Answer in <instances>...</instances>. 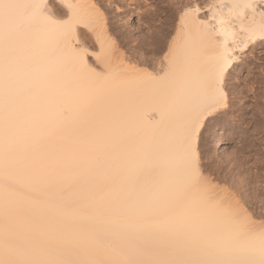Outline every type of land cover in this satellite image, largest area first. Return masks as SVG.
<instances>
[{"label":"bare ground","instance_id":"6f19581e","mask_svg":"<svg viewBox=\"0 0 264 264\" xmlns=\"http://www.w3.org/2000/svg\"><path fill=\"white\" fill-rule=\"evenodd\" d=\"M120 1L0 0V264H258L199 155L264 0H192L150 38Z\"/></svg>","mask_w":264,"mask_h":264},{"label":"rangeland","instance_id":"374dc122","mask_svg":"<svg viewBox=\"0 0 264 264\" xmlns=\"http://www.w3.org/2000/svg\"><path fill=\"white\" fill-rule=\"evenodd\" d=\"M207 1L197 2L203 7ZM134 2L139 4L142 11L147 12L144 14L145 17L143 15L145 21L142 19L139 33L143 35L147 33L145 35L147 36L155 30L173 32L180 8L190 4L192 0H124V2L121 0L120 5L125 3L135 5ZM109 10L113 16L114 7H110ZM135 34L132 33V36L137 35ZM120 43L123 50L129 48L126 42ZM240 56L239 61L224 78L226 93L224 107L217 109L209 118V122L203 126L201 132L203 148H200L199 163L205 177L211 182L212 187L215 186L216 192H219L218 195L225 198L227 196V200L233 197L232 201L236 199L235 201H240V204L243 202V207L239 204L241 206L239 211L243 213L239 220L246 223L247 221H243L244 218L248 220L245 224L247 228L244 229L247 231L257 229L250 233L258 235L261 228L254 227L249 222L258 219L257 222L260 223L264 219L259 213L263 210L260 207L264 206V44ZM89 60L95 62L92 56H89ZM219 136L225 143L224 150L218 152L213 150L212 144ZM251 210L252 215L249 212Z\"/></svg>","mask_w":264,"mask_h":264},{"label":"snow or ice","instance_id":"6c2138e0","mask_svg":"<svg viewBox=\"0 0 264 264\" xmlns=\"http://www.w3.org/2000/svg\"><path fill=\"white\" fill-rule=\"evenodd\" d=\"M0 7L11 9L13 7H17V5H13V4L4 5V4L0 3ZM33 7H35V8H46V5L37 4V5H33ZM199 10H200L199 8H193V11H199ZM262 35H264V34H262ZM217 79H219V77H217ZM220 95H221V97H223L222 92L220 93ZM220 207L224 208L226 213L231 218H233L234 220H239L242 216L240 211L231 204H221ZM258 238L260 241V249H259L260 260H259L258 264H264V219H262V222H261V230L258 233ZM246 264H256V262L248 261V262H246Z\"/></svg>","mask_w":264,"mask_h":264}]
</instances>
